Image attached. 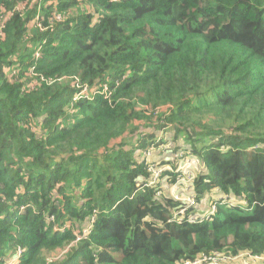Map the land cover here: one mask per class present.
<instances>
[{"label":"trees","instance_id":"obj_1","mask_svg":"<svg viewBox=\"0 0 264 264\" xmlns=\"http://www.w3.org/2000/svg\"><path fill=\"white\" fill-rule=\"evenodd\" d=\"M1 18L0 264L264 256V0H0ZM168 128L204 165L187 217L216 188L246 208L171 221L185 203L143 154Z\"/></svg>","mask_w":264,"mask_h":264},{"label":"built area","instance_id":"obj_2","mask_svg":"<svg viewBox=\"0 0 264 264\" xmlns=\"http://www.w3.org/2000/svg\"><path fill=\"white\" fill-rule=\"evenodd\" d=\"M35 1V0H34ZM38 0H36L37 2ZM31 4L29 3H21L15 6L10 10V15H12L15 11H25L27 10ZM36 24L42 30H45L44 26L41 23V15H40V6L37 11L36 16ZM63 19L62 13H56L50 19V25L48 28H53V24L60 22ZM6 27V19H0V35L3 34ZM41 46L38 47L34 51V56L37 58L40 56ZM19 69H14L10 72V75L17 74ZM33 71V69H32ZM81 91L78 93V97H89V92H92V89H89L86 85H79ZM97 91L93 90L95 94ZM102 94H105L106 98L109 97L108 86L106 85L101 91ZM161 133L158 135L156 140L144 151V158L149 162V169L152 173L149 181L146 183L147 186H156L160 185L162 190L159 189L158 195L162 196L163 191H167L174 199L179 200L185 203V207L181 210L177 211L172 218L171 221L183 222L184 220L190 222H196L198 219L200 220H209L214 216V214L218 211V208L222 205H227L229 207H241L246 208V201H238L231 194L222 193L219 188H216L212 194V200L208 202L206 211L203 213H196L195 215H190L187 217L186 212L190 208H199L200 205L199 200L192 192L193 183L198 177L199 170L204 166L202 159L192 153L191 150H187L185 148L177 147V144L174 142L172 138H165L163 140L160 139ZM157 144V145H156ZM162 146V147H161ZM161 149V150H160ZM171 150L170 157L165 158L160 161H152L150 157L154 151H165ZM166 153V152H165ZM165 162V163H164ZM167 171H170L175 174V181L173 183L170 182L169 176L166 175ZM90 231V228L85 229L84 232L76 238V241L85 238ZM23 253L22 249H19V253L14 257L13 260H17V258ZM243 258L248 260L249 262L261 261L264 262V256H252L248 257L245 254L240 256H230L222 251H214L209 254H203L198 258L193 260H186L182 264H229L236 260L237 258Z\"/></svg>","mask_w":264,"mask_h":264},{"label":"rangeland","instance_id":"obj_3","mask_svg":"<svg viewBox=\"0 0 264 264\" xmlns=\"http://www.w3.org/2000/svg\"><path fill=\"white\" fill-rule=\"evenodd\" d=\"M169 128L168 129H163V131H162V134L160 135V139L161 140H163L164 139V137H168L169 136ZM157 145V144H156ZM162 147V146H161ZM140 150V149H139ZM161 150V149H160ZM159 152H162V151H159ZM166 153H169L170 154V152H171V150H166L165 151ZM137 153H138V156H139V153H140V151H137ZM160 155V153L158 154V156ZM200 205H203V203L202 202H200L199 203ZM199 208H201V207H199ZM261 263V261H255V262H253V264H260ZM229 264H252L251 262H249L248 260H246V259H244L243 260V258H241V257H239V258H237L236 260H234L233 262H231V263H229Z\"/></svg>","mask_w":264,"mask_h":264},{"label":"crops","instance_id":"obj_4","mask_svg":"<svg viewBox=\"0 0 264 264\" xmlns=\"http://www.w3.org/2000/svg\"><path fill=\"white\" fill-rule=\"evenodd\" d=\"M159 153H160V155L158 156ZM168 157H170V155H168V153L154 151L152 153L151 157H150V160H152V161H160V160H163V159L168 158Z\"/></svg>","mask_w":264,"mask_h":264}]
</instances>
